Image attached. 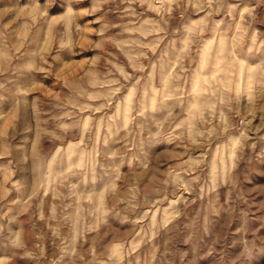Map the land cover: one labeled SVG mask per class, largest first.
<instances>
[{
	"label": "rangeland",
	"instance_id": "1",
	"mask_svg": "<svg viewBox=\"0 0 264 264\" xmlns=\"http://www.w3.org/2000/svg\"><path fill=\"white\" fill-rule=\"evenodd\" d=\"M0 264H264V0H0Z\"/></svg>",
	"mask_w": 264,
	"mask_h": 264
}]
</instances>
